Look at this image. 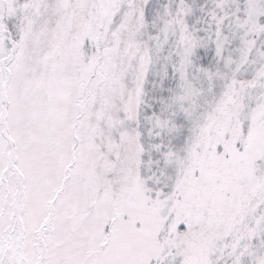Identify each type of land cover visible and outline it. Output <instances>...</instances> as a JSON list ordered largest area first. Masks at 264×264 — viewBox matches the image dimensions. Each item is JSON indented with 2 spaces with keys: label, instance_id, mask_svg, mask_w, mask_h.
Masks as SVG:
<instances>
[{
  "label": "snow or ice",
  "instance_id": "obj_1",
  "mask_svg": "<svg viewBox=\"0 0 264 264\" xmlns=\"http://www.w3.org/2000/svg\"><path fill=\"white\" fill-rule=\"evenodd\" d=\"M0 264H264V0H0Z\"/></svg>",
  "mask_w": 264,
  "mask_h": 264
}]
</instances>
